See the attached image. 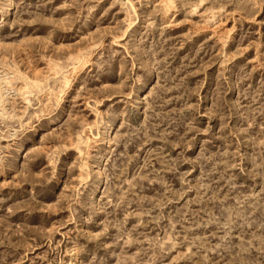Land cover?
Segmentation results:
<instances>
[{"label":"rangeland","instance_id":"374dc122","mask_svg":"<svg viewBox=\"0 0 264 264\" xmlns=\"http://www.w3.org/2000/svg\"><path fill=\"white\" fill-rule=\"evenodd\" d=\"M0 264H264V0H0Z\"/></svg>","mask_w":264,"mask_h":264},{"label":"bare ground","instance_id":"6f19581e","mask_svg":"<svg viewBox=\"0 0 264 264\" xmlns=\"http://www.w3.org/2000/svg\"><path fill=\"white\" fill-rule=\"evenodd\" d=\"M9 14V11L7 12V15ZM33 84H35V83H33Z\"/></svg>","mask_w":264,"mask_h":264}]
</instances>
